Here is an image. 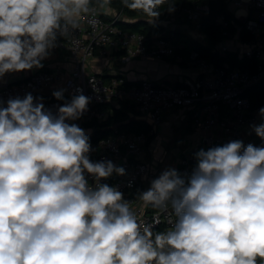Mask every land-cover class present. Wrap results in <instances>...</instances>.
<instances>
[{
	"label": "clouds",
	"instance_id": "9594fccd",
	"mask_svg": "<svg viewBox=\"0 0 264 264\" xmlns=\"http://www.w3.org/2000/svg\"><path fill=\"white\" fill-rule=\"evenodd\" d=\"M93 2L0 0V80L42 68ZM121 2L153 24L166 0ZM77 91L55 112L31 93L0 99V264H264V146L231 140L196 152L190 174L163 170L137 194L167 214L168 230L154 232L102 183L126 172L90 159L89 135L72 123L90 98ZM259 116L250 127L264 141V107Z\"/></svg>",
	"mask_w": 264,
	"mask_h": 264
},
{
	"label": "built area",
	"instance_id": "2783aa9c",
	"mask_svg": "<svg viewBox=\"0 0 264 264\" xmlns=\"http://www.w3.org/2000/svg\"><path fill=\"white\" fill-rule=\"evenodd\" d=\"M186 4L172 8L164 23L166 28L179 27L186 32L195 26L203 30V19L210 14L209 3L186 0ZM231 16L221 12L215 21L219 25L221 41L216 47L215 61H209L198 50L185 55L177 44L160 35L123 30L118 23L125 18L124 9L109 6L101 9L93 2V13L81 20L80 27L67 37L58 40L52 50L54 59L40 69L6 74L0 80V99L23 97L31 93L43 97L46 108L54 112L57 107L70 101L73 95L82 94L90 98L88 110L80 119L73 121L85 132H92L113 114L112 107L121 100H129L141 112V117L151 122L146 132H121L109 137L90 140L93 161L111 160L123 167L126 174H113L102 183L118 186L137 219L153 225V231L169 228L166 213L146 206L139 200V191L147 190L150 181L156 178L152 165L144 159L147 143L157 135L168 110L189 108L192 119L203 129L200 141L186 150L177 162L176 170L190 174L195 167V153L200 149L223 145L231 140H242L245 145L264 146V141L255 135L250 125L259 124V109L253 106L248 90L264 81V0H226ZM234 26V30H232ZM121 53L124 62L136 56L144 58H170L171 60L197 67L196 78H185L180 85L157 83L150 79L140 84L127 86L128 79L115 75L109 81L104 75L91 69L90 60L110 58ZM232 54L235 61L232 62ZM60 58H57V57ZM248 58L247 66H241ZM64 90V99L57 100L54 91ZM54 97V98H52ZM96 122L97 125L84 124ZM89 182L92 183L91 178Z\"/></svg>",
	"mask_w": 264,
	"mask_h": 264
},
{
	"label": "trees",
	"instance_id": "16d2710c",
	"mask_svg": "<svg viewBox=\"0 0 264 264\" xmlns=\"http://www.w3.org/2000/svg\"><path fill=\"white\" fill-rule=\"evenodd\" d=\"M198 2L209 3L211 8L210 14L203 19L202 27L208 38V42L205 43L200 39L190 36L179 27L166 28L164 25L169 18V7L171 6L173 8L177 5L186 4V0H166V3L160 9L161 15L153 24L147 23L146 17L141 13L133 12L125 8L121 0H111L110 6L124 9L126 17L122 18L118 23L123 30L144 32L147 35L157 34L164 38H169L177 44H184V47L179 48L178 50L182 51L185 55H188L191 50L195 49L199 51L200 56L212 61L215 49L221 41V32L219 25L215 21V17L221 12L226 13L228 16H231V13L227 7L226 0H198ZM232 30H234V26H232ZM213 61H215L214 63H219L218 60ZM234 61L235 54H232V62ZM249 62L250 59L244 58L241 60L240 64L245 67ZM114 76L115 75H104V79L109 81ZM117 76H123V74H117ZM140 83L141 81L135 82L128 80L126 85L130 86ZM247 93L251 97L254 107L264 104V81L252 86ZM109 107H112L113 114H111L107 120L98 123V125L96 122L84 124L90 127L92 125H97V128L93 129L92 132H86V134L89 135L90 140H96L103 137L106 138L121 132L148 133L150 131L152 127L151 122L141 117V112L137 106L129 100H121L117 106L109 105ZM152 138L153 136L151 139ZM258 264H260L259 260Z\"/></svg>",
	"mask_w": 264,
	"mask_h": 264
},
{
	"label": "crops",
	"instance_id": "0c3cea01",
	"mask_svg": "<svg viewBox=\"0 0 264 264\" xmlns=\"http://www.w3.org/2000/svg\"><path fill=\"white\" fill-rule=\"evenodd\" d=\"M187 33L192 36L189 32ZM90 65V70L94 72L103 75L123 74L128 80L135 82L150 79L157 83L180 84L185 78H196L200 74L197 67H191L170 58L159 59L136 56L130 62H124L121 53H117L110 58L96 56L90 60ZM158 134L178 142L176 146L184 148L186 151L193 148L200 141L203 129L194 122L189 108H175L165 113L164 121L158 128ZM149 142L146 148L149 147ZM144 159L152 165L156 177H158L161 171L155 166L157 161L153 160L146 152Z\"/></svg>",
	"mask_w": 264,
	"mask_h": 264
},
{
	"label": "rangeland",
	"instance_id": "374dc122",
	"mask_svg": "<svg viewBox=\"0 0 264 264\" xmlns=\"http://www.w3.org/2000/svg\"><path fill=\"white\" fill-rule=\"evenodd\" d=\"M193 37L200 39L202 42H208L207 35L204 31L197 29L195 26L187 27ZM57 58H60L59 56ZM54 59V55L51 53L50 57L44 60L42 63L46 66ZM178 142L165 138L161 134L154 136L149 142V147L146 148V154L153 160H156V167L162 172L166 168H177V162L180 159V155L184 148H180L177 145ZM158 171V169H157Z\"/></svg>",
	"mask_w": 264,
	"mask_h": 264
},
{
	"label": "water",
	"instance_id": "95a60500",
	"mask_svg": "<svg viewBox=\"0 0 264 264\" xmlns=\"http://www.w3.org/2000/svg\"><path fill=\"white\" fill-rule=\"evenodd\" d=\"M216 54H217V53L215 52V53H214V56H213V60H215Z\"/></svg>",
	"mask_w": 264,
	"mask_h": 264
}]
</instances>
